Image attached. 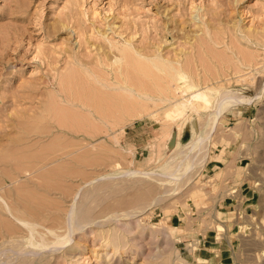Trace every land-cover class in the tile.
<instances>
[{
	"label": "rangeland",
	"instance_id": "1",
	"mask_svg": "<svg viewBox=\"0 0 264 264\" xmlns=\"http://www.w3.org/2000/svg\"><path fill=\"white\" fill-rule=\"evenodd\" d=\"M168 61L234 102L217 113L213 100L197 130L189 117L167 115L182 99L172 66L161 70ZM200 133L191 170L165 176L163 166L189 155L185 146ZM37 149L49 158L40 179L34 170L11 173L16 157L32 167ZM0 196L42 221V232H65L62 241V224L85 200L103 210L98 221L115 213L140 220L153 264L168 250L196 264L186 244L204 231L225 239L229 264H264V0H0ZM231 202L236 215L224 219L217 208ZM1 212L0 264H107L106 251L86 240L76 246V234L30 247L26 225ZM157 227L166 234L152 237Z\"/></svg>",
	"mask_w": 264,
	"mask_h": 264
},
{
	"label": "bare ground",
	"instance_id": "2",
	"mask_svg": "<svg viewBox=\"0 0 264 264\" xmlns=\"http://www.w3.org/2000/svg\"><path fill=\"white\" fill-rule=\"evenodd\" d=\"M155 62V61H154ZM157 63V62H156ZM160 64V63H159ZM172 66L171 69L173 70H169L171 73H169L171 76L170 77H173L174 80H176L177 83L180 82L181 85L178 84L177 89H174V90H179L178 93H180L182 95V99L181 100H177L174 102V104H172L167 110H166V114L167 115H175L177 118H180V119H184V121L189 117L191 120H193V124H192V127H193V130H197V124H196V120H197V117L199 118V116H201L202 112H203V108L207 109L208 108V105H210L212 103L213 100H217L218 101V104H217V107L218 108L216 110V112L219 110L220 111V106H222V104H224L226 101L227 103L229 101L234 102V100H231L230 99V96H227V94L225 93H222V91L220 90V88L217 86V84H213V82H210L208 81L209 83H206V85H204V82L203 84L201 83V79H198L197 77H195L193 74H191L189 71H186L183 69V66L180 65L179 66H174V64H172L171 62H162V67H161V70H165L167 68H170ZM177 67V68H176ZM166 73H168L167 71H165ZM163 77V76H162ZM163 79V78H162ZM172 79V78H171ZM164 80V79H163ZM203 81V80H202ZM172 82H175V81H172ZM175 82V84H177ZM172 85V84H171ZM203 85V86H202ZM220 85V84H219ZM175 86V85H174ZM222 86V85H220ZM172 90V91H174ZM141 93V92H139ZM145 93V92H144ZM177 91H176V94H178ZM184 93H187V95H184ZM172 94V93H170ZM175 94V93H174ZM141 95H144L143 93ZM167 95V94H166ZM165 95V96H166ZM179 95V97L181 96ZM161 96H159L160 98ZM176 97V96H175ZM103 98V97H102ZM171 97H167L166 96V99H170ZM70 99V98H69ZM104 100V99H103ZM106 100V99H105ZM162 100H165L164 98ZM160 100V101H162ZM120 102V101H119ZM163 102V101H162ZM98 103V102H97ZM101 103V102H100ZM107 105V102L105 101L104 103L102 102L100 106H102V104H105ZM110 103V102H109ZM108 103V104H109ZM230 103V104H231ZM83 104V103H82ZM87 104V103H85ZM81 105V104H80ZM95 105V104H94ZM122 105V104H121ZM215 105V103H214ZM83 107V105H81ZM85 106V105H84ZM88 106V104H87ZM97 106V105H96ZM110 106V104H109ZM124 106V105H123ZM108 106H106L107 108ZM91 108V107H90ZM98 108V107H96ZM100 109V108H99ZM98 109V111H100ZM94 110V109H93ZM107 112H108V109H106ZM53 111V110H52ZM96 111V110H95ZM113 111V109H112ZM218 111V112H219ZM97 112V111H96ZM106 112V113H107ZM217 112V113H218ZM102 112L100 111V114ZM99 114V115H100ZM108 114V113H107ZM98 115V114H97ZM103 115H106V114H103ZM128 115V114H127ZM135 115V114H134ZM108 116V115H106ZM113 116V115H112ZM110 117V116H109ZM108 117V118H109ZM113 118V117H111ZM69 119V118H68ZM107 121V119H104ZM187 121V120H186ZM108 123V122H107ZM186 123V122H184ZM110 125V124H109ZM113 125V124H112ZM103 126V125H102ZM184 126V125H182ZM105 127V126H103ZM106 128V127H105ZM104 128V129H105ZM182 128V127H181ZM106 130V129H105ZM99 131V130H98ZM41 132V131H40ZM107 132V130H106ZM86 133V132H85ZM84 133V134H85ZM91 134V133H90ZM169 134V133H168ZM205 134V133H204ZM202 133L199 134V136L197 138H192V140H189L190 142L186 144L185 147H187V145H190L188 146L187 148H185V150L187 149H191V152L189 153V155H186L185 156H182V159L180 160L179 158V162H177L176 164H173V161L170 165H166L163 166L164 169L163 170V174L169 178H171L172 180H180L183 176V174L185 175V173L188 172V170H191L192 168V165H193V162L194 160L196 159L195 158V155H196V149L199 147V145L201 144L203 138H205L207 136L204 135ZM171 135V134H170ZM172 136V135H171ZM170 136V137H171ZM174 136V134H173ZM172 136V137H173ZM172 139V138H171ZM20 149V148H19ZM158 149V148H157ZM38 150V149H37ZM48 150V149H47ZM46 150V151H47ZM159 150V149H158ZM184 150V149H183ZM18 152V151H17ZM36 152V151H34ZM49 152V151H48ZM52 153V151H50ZM182 152V151H181ZM196 152V153H195ZM25 153V152H24ZM27 153V152H26ZM57 153V152H56ZM158 153V152H157ZM21 155V153H19ZM43 152H42V149L38 150V158H37V161L34 162V164H31L33 165L32 167H30L29 165L27 166V159H23V160H20L18 159V157H16L17 159L15 161H13V163L10 161L11 163V167H12V172L11 173H15L17 175V177L20 175V174H23V173H26L28 176L29 175H33L35 172H38L37 173V177L41 178L42 176H40V174L43 172L40 173L41 169L44 168L45 166V158H44V155H42ZM18 155V154H17ZM49 155V154H48ZM160 155V154H159ZM10 157V156H9ZM34 157V156H33ZM34 157V158H35ZM57 157V156H56ZM158 157V156H157ZM53 159V158H52ZM11 160V159H10ZM178 160V159H177ZM197 160V159H196ZM76 162V161H75ZM67 163V162H66ZM65 163V164H66ZM79 163V162H77ZM195 163V162H194ZM197 163V162H196ZM30 164V163H29ZM62 164V163H61ZM70 164V163H69ZM49 168H50V165H48ZM63 166V165H62ZM69 166V165H67ZM86 166V165H85ZM92 166V165H91ZM16 167V168H15ZM71 167V166H70ZM89 167V166H88ZM15 168V169H14ZM46 168V167H45ZM56 168V167H55ZM57 169V168H56ZM55 169V170H56ZM17 170V171H15ZM33 170L35 172H33ZM60 170V169H59ZM75 170V169H74ZM78 170V169H77ZM161 170V171H162ZM54 171V170H53ZM57 171V170H56ZM76 171V170H75ZM79 171V170H78ZM119 171V170H118ZM141 171V170H140ZM61 172H64V171H61ZM74 172V171H73ZM134 172V171H133ZM67 173V172H66ZM77 173V172H76ZM132 173V172H131ZM152 173V172H151ZM39 174V175H38ZM43 174V173H42ZM49 174V173H48ZM64 174V173H63ZM133 174V173H132ZM26 175V176H27ZM59 175V174H58ZM62 175V174H61ZM124 176V173L122 174ZM121 175V177H123ZM160 175V174H159ZM36 176V175H35ZM33 176V177H35ZM52 176V175H51ZM103 176V175H102ZM101 176V177H102ZM162 176V175H161ZM163 176V177H165ZM11 177V176H10ZM14 177V176H13ZM32 177V176H30ZM29 177V178H30ZM32 177V179H33ZM37 177L35 179H37ZM73 177V176H72ZM75 177V176H74ZM83 177V176H82ZM112 177V176H111ZM110 177V178H111ZM114 177V176H113ZM117 177V176H116ZM39 178V179H40ZM51 178V177H50ZM106 178H108L106 176ZM167 179V178H166ZM43 178L41 179V182L39 180V184L38 186H40V184L43 182L42 181ZM52 180V179H51ZM49 180V181H51ZM109 180V179H108ZM32 181V180H31ZM45 181V180H44ZM48 181V182H49ZM35 183V182H33ZM32 183V184H33ZM38 183V182H37ZM36 183V184H37ZM46 183V182H45ZM105 183V182H104ZM64 184V183H63ZM27 186V185H26ZM42 187V186H41ZM45 187V186H44ZM50 187V186H49ZM52 187V186H51ZM61 187V186H60ZM63 187V186H62ZM19 188V187H18ZM17 188V189H18ZM28 188V187H27ZM31 188V187H30ZM48 188V187H46ZM58 188V187H56ZM16 189V190H17ZM21 189V188H19ZM26 189V188H25ZM50 189V188H49ZM54 189V188H53ZM58 190V189H57ZM23 191V189H22ZM18 192V191H17ZM26 192V191H25ZM65 192V191H64ZM22 193V192H21ZM24 193V191H23ZM47 193V192H46ZM53 193V192H52ZM26 194V193H25ZM36 194V193H35ZM43 194V193H41ZM61 194V193H60ZM63 194V193H62ZM90 194V193H88ZM65 195V194H64ZM69 194L65 195L66 197H69L68 196ZM76 195V194H75ZM74 195V196H75ZM21 196H24V195H21ZM86 196V195H85ZM12 197V196H11ZM30 196H28L29 198ZM44 197V196H43ZM47 197V196H45ZM90 196L88 195V198ZM92 197H93V194H92ZM1 198V196H0ZM31 198V197H30ZM38 198V197H37ZM76 198V197H75ZM94 198V197H93ZM106 198V196H105ZM86 199V197L84 198ZM95 199V198H94ZM90 200L93 202V200ZM18 200V199H16ZM28 200V199H27ZM33 200V199H32ZM48 200V199H47ZM76 200V199H75ZM105 201V199H103ZM107 200V199H106ZM23 201V200H22ZM85 201V200H84ZM84 201H82L81 203H77V204H74L75 205V208H73V210L69 213L70 216H68V219L67 222L62 226L60 225V223L58 222L57 225L61 226V228L63 227V229L67 232V235H65L66 233L63 232V231H58L57 230H52L51 228H48V229H51V230H47L48 232H42L44 230H40L37 228V225H39V222H41L40 224H43L42 221H37L34 222L32 220H30L31 218H29V216H26V211L25 212H22L21 209V205L19 204H13L12 200L10 199H6L2 196V198L0 199V209H2V212L5 211L9 213V215L12 216V218L14 217L16 219V222H19L20 224H25L26 227L28 228V233L30 234L28 239H27V245L30 247L31 246H46L50 243H56V244H59V243H63V242H67L69 241L68 238H71L70 236L75 235L77 238L75 243H76V246H82L81 245V241L80 240H86V242H90L94 247L95 249L96 248H99L101 250L100 252V255L103 254L104 251H106V256H107V259H106V262L107 264H122V259L124 258V256L126 254H130L132 257H133V260H135L137 257H141L142 258V261L140 262V264H153L151 263V259H154V256L151 255L147 252H145L144 248H143V245L142 242L144 240H139V235H141L140 237H142V235L144 234V231L140 230L141 226H142V223L140 220H131L130 217L129 219H127V221H125L122 217H121V214L118 215L119 213H115L113 214V220H111L110 218L108 220L105 221L106 217L104 219H102L100 216V221H98V219H96L98 217V215L100 214V212H102L103 210L98 211L99 214L95 213V209L94 207L92 208V204H90L89 202V207L87 206L86 204V207L83 205ZM104 201H103V204H104ZM156 201V200H155ZM28 202V201H25V203ZM34 202V201H33ZM38 202V200H37ZM42 202V201H41ZM100 202V200H99ZM102 202V201H101ZM106 202V201H105ZM45 203V202H44ZM76 203V202H75ZM22 204V202H21ZM41 204V203H40ZM51 204V203H50ZM95 204V203H94ZM98 204V203H97ZM102 204V203H101ZM42 206H46V205H43L41 204ZM54 205V204H53ZM62 205V204H61ZM25 207L27 209V212L29 211L28 209H31L32 210V206L33 204L30 203H26V205H22V207ZM34 206H37L35 205L34 203ZM48 206V205H47ZM50 206V205H49ZM57 206H60V205H57ZM97 206V205H96ZM51 207V206H50ZM108 207V206H107ZM36 208V207H34ZM46 208V207H45ZM55 208V207H54ZM98 208V207H97ZM39 209V208H38ZM64 209V208H63ZM116 209H119V208H116ZM25 210V209H24ZM23 210V211H24ZM29 211V212H32V211ZM37 210V209H35ZM34 210V212H35ZM53 210V209H52ZM62 210V209H61ZM112 210V209H111ZM38 211V210H37ZM42 211V210H40ZM51 211V210H50ZM94 211V212H93ZM97 211V210H96ZM105 211V210H104ZM117 211V210H115ZM1 212V213H2ZM43 212V211H42ZM108 212V210H107ZM106 212V213H107ZM112 212V211H110ZM120 212V211H119ZM129 211H127L128 213ZM132 212V211H131ZM130 212V213H131ZM44 213V212H43ZM60 213V212H59ZM62 213V212H61ZM60 213V214H61ZM97 214V216H95V214ZM109 213V212H108ZM114 213V212H113ZM124 213V212H123ZM122 213V215H124ZM125 213V215L127 214ZM134 213V212H133ZM131 213V215L133 214ZM37 214V212H36ZM41 214V213H40ZM102 214V213H101ZM129 214V213H128ZM4 215V214H3ZM31 215V214H30ZM34 215V213H33ZM55 215V214H54ZM103 215V214H102ZM101 215V216H102ZM110 215V214H109ZM130 215V214H129ZM128 215V216H129ZM130 215V216H131ZM36 217V215H34ZM38 216V215H37ZM104 216V215H103ZM126 216V217H128ZM32 217V216H30ZM52 217V216H49V218ZM57 218V216H54ZM59 218V217H58ZM57 218V219H58ZM134 218V217H133ZM2 220V219H1ZM18 220V221H17ZM49 220V219H48ZM4 221V220H3ZM46 221L43 219V222ZM52 221V220H51ZM63 221V220H62ZM48 222V221H47ZM3 224V223H2ZM1 224V225H2ZM19 224V225H20ZM55 222L53 223V226H54ZM5 225V224H3ZM18 225V224H17ZM7 227V224L5 225ZM41 226V225H40ZM6 227H3V228H6ZM13 227V226H12ZM55 227V226H54ZM16 228V227H15ZM41 228V227H40ZM45 228V227H44ZM148 228V227H147ZM2 229V228H1ZM57 229V228H56ZM60 229V228H59ZM13 230V229H12ZM23 230V229H22ZM149 230V229H148ZM27 231V230H26ZM149 234L152 235V237H155L156 235L158 234H166L164 233V230L162 227L160 228H151L149 230ZM1 232V231H0ZM62 232L65 233L64 236L67 238L66 239H63V241L61 239H57V236L61 235L60 233ZM7 233V232H6ZM10 233V231H9ZM14 233V231H13ZM25 233V232H24ZM52 234L51 236H55L54 239L51 238L50 234ZM148 233V232H147ZM148 234V235H149ZM17 235V234H16ZM10 236V235H9ZM1 237V235H0ZM62 237V235H61ZM60 237V238H61ZM144 237V236H143ZM74 238V237H73ZM151 238V236H150ZM1 239V238H0ZM143 239V238H142ZM75 240V239H74ZM156 240V238H155ZM154 240V241H155ZM16 241V240H15ZM167 244L169 241H167ZM73 245V244H72ZM84 246V245H83ZM13 247V246H12ZM11 247V248H12ZM23 247V246H22ZM145 247V246H144ZM16 248V247H15ZM13 249V248H12ZM24 249V248H23ZM29 249V248H28ZM31 249V248H30ZM68 249V248H67ZM94 249V250H95ZM9 250H11L9 248ZM19 250V249H18ZM25 250V249H24ZM93 250V251H94ZM8 251V250H7ZM6 251V252H7ZM12 251V250H11ZM31 251V250H30ZM14 254H21V252L18 251L15 252L13 251ZM9 253V252H8ZM22 253H25V252H22ZM105 254V253H104ZM103 254V255H104ZM24 256V254H22ZM1 256V255H0ZM10 256V255H9ZM19 256V255H18ZM21 256V255H20ZM16 257V256H15ZM26 257V256H25ZM120 257V258H119ZM160 257V255H159ZM158 257V258H159ZM161 257L163 258L162 262L160 264H182L180 263L181 262V259L183 258L181 255H179L178 253H175V251L173 250H168L167 253H165L164 255L161 254ZM17 258V257H16ZM15 258V259H16ZM4 259V258H3ZM6 259V258H5ZM180 259V261H179ZM21 261V260H20ZM12 263V262H11ZM15 263V262H14ZM8 264V263H7Z\"/></svg>",
	"mask_w": 264,
	"mask_h": 264
},
{
	"label": "crops",
	"instance_id": "3",
	"mask_svg": "<svg viewBox=\"0 0 264 264\" xmlns=\"http://www.w3.org/2000/svg\"><path fill=\"white\" fill-rule=\"evenodd\" d=\"M249 199V198H247ZM246 199V200H247ZM226 205L224 208H217L221 212L224 219L231 218L236 215L235 202ZM233 215V216H232ZM223 226H225L223 224ZM186 245H189V256L196 264H229L227 249L225 248V239L218 238L217 233L210 231L197 233L196 239H189Z\"/></svg>",
	"mask_w": 264,
	"mask_h": 264
}]
</instances>
